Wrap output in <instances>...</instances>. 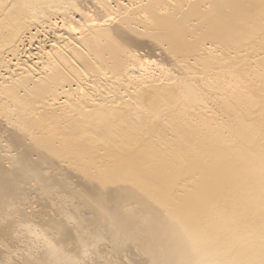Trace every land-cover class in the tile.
Segmentation results:
<instances>
[{"label":"bare ground","instance_id":"bare-ground-1","mask_svg":"<svg viewBox=\"0 0 264 264\" xmlns=\"http://www.w3.org/2000/svg\"><path fill=\"white\" fill-rule=\"evenodd\" d=\"M0 264H264V0H0Z\"/></svg>","mask_w":264,"mask_h":264}]
</instances>
